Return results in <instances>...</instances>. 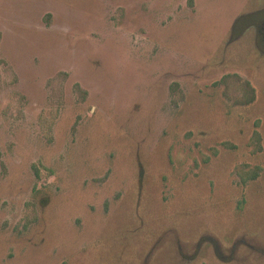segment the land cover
Instances as JSON below:
<instances>
[{
	"label": "rangeland",
	"instance_id": "374dc122",
	"mask_svg": "<svg viewBox=\"0 0 264 264\" xmlns=\"http://www.w3.org/2000/svg\"><path fill=\"white\" fill-rule=\"evenodd\" d=\"M0 264H264V0H0Z\"/></svg>",
	"mask_w": 264,
	"mask_h": 264
},
{
	"label": "trees",
	"instance_id": "16d2710c",
	"mask_svg": "<svg viewBox=\"0 0 264 264\" xmlns=\"http://www.w3.org/2000/svg\"><path fill=\"white\" fill-rule=\"evenodd\" d=\"M246 84H247L248 88H251L250 83L248 81L246 82ZM250 90H251L250 99H252L254 97V93L252 92V89H250Z\"/></svg>",
	"mask_w": 264,
	"mask_h": 264
}]
</instances>
